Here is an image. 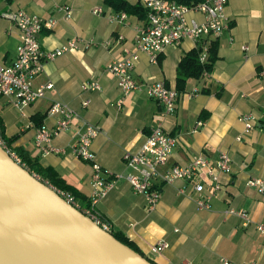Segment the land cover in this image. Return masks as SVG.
I'll return each instance as SVG.
<instances>
[{
  "label": "crops",
  "instance_id": "crops-1",
  "mask_svg": "<svg viewBox=\"0 0 264 264\" xmlns=\"http://www.w3.org/2000/svg\"><path fill=\"white\" fill-rule=\"evenodd\" d=\"M60 5L70 9V19L56 11ZM96 8L100 12L93 14ZM18 10L55 20L52 29L41 31L37 37L42 50L58 48L73 38L90 43V47L44 63L33 86L51 84L52 89L25 108L24 116L10 99L0 97L5 135H19L13 145L36 157L43 167L52 168L84 202L90 192L91 167L73 153L75 124L53 140L59 153L41 156L34 146L37 126L33 118L44 116L40 125L52 128L57 117L48 116L47 111L53 102L67 105L86 123L100 129L91 150L96 162L111 173L133 172L124 165L123 155L136 154L158 125L175 141L161 172L185 166L194 157H204L214 165L218 155L225 152L231 159V171L225 174L213 170L220 188L209 210H198L193 200L194 183H202L206 192L210 190L206 173L204 179L172 184L156 177L153 185L159 191V200L151 212L146 210L143 196L135 194L123 180L115 183L96 208L109 222L112 233L124 236L154 264H217L221 257L242 264L264 261V235L256 229L264 220V197L247 185L251 178L264 177V0H228L224 14L230 21L229 30L205 39L206 59L210 43H217L213 70L186 81L172 114H164L163 106L148 98L144 88L123 97L106 66L134 54L132 76L137 83L143 87L163 81L175 89L176 68L182 56L195 47L193 42L167 47L156 64H151L136 48L138 29L145 21L135 15L114 21L110 17L118 13L103 0H0V64L4 66L14 61L19 40L14 23L3 14ZM192 17L202 19L200 15ZM244 46L247 50H242ZM87 81L97 82L100 90L83 92L80 85ZM194 89L197 92L190 94ZM120 99L122 104L117 106ZM84 100H89L86 108L81 106ZM246 113L255 117L249 131L238 120ZM10 117L19 123L16 130L9 129ZM199 121L203 126L194 130ZM229 209L246 214L247 221L225 215ZM160 240L166 241L168 248L160 254L152 253L151 245Z\"/></svg>",
  "mask_w": 264,
  "mask_h": 264
},
{
  "label": "built area",
  "instance_id": "built-area-1",
  "mask_svg": "<svg viewBox=\"0 0 264 264\" xmlns=\"http://www.w3.org/2000/svg\"><path fill=\"white\" fill-rule=\"evenodd\" d=\"M227 2L228 0H204L195 5L186 6L169 0H139V3L147 11V17L145 23L138 29L137 51L144 53L151 64H156L158 55L163 53L167 47L178 48L184 41H191L195 45L202 44L199 61L204 63L207 55L205 39L207 41L208 37H219L230 28V21L224 14ZM56 9V11L63 13L65 19L71 18L70 9L67 6L60 5ZM91 12L97 14L100 12V8L93 9ZM192 15H200L201 21L193 18ZM3 17L14 23L19 43L12 64L8 66L0 64V97L10 99L12 106L24 116L25 108L42 99L46 91L52 89L51 84L33 86L34 79L43 71L44 63L67 52L89 48L90 43L73 38L58 48L44 51L37 37L41 31L50 30L54 27V19L44 20L23 10L5 13ZM126 17L125 13H118L110 18L122 22ZM242 50H247V47H242ZM135 58L134 54H127L122 59L113 60L106 66V71L115 77L121 95L125 97L134 90L144 88L148 98L158 101L163 106L164 114L174 113L179 94L163 81L152 82L143 87L137 83L132 76ZM206 75V72L203 73V76ZM80 88L87 93L100 90L99 84L95 81L84 82ZM196 92L197 90L194 89L190 94ZM116 104L121 106L122 99ZM88 105L89 100H84L81 103L82 108H86ZM47 115L56 116L57 119L52 128H47L44 125L36 127L34 146L41 156L59 153L61 150L53 145V140L75 124L77 139L73 153L77 159L90 164L91 167L90 192L87 204L82 205L71 193L57 189L42 181L38 175L29 172L21 163V159L4 142L1 135L0 147L16 164L28 171L35 179L48 185L66 203L106 232H111V226L96 206L119 180L125 181L135 194L143 196L146 210L151 212L159 200V191L153 185V180L156 177H159L166 184H172L176 181L191 182L196 178L204 179V173H206L207 179L211 180L210 190L206 192L202 183H194L195 197L193 200L198 210H209L211 200L217 196L220 188L213 170L217 169L225 174H229L231 171L229 155L221 152L214 165L204 157H194L185 166L176 165L161 172L160 168L168 162L175 141L158 125L151 130L136 154L126 153L123 155L124 165L133 172L111 173L104 170L96 162L95 155L91 150L92 141L100 132L97 126L86 123L77 112L60 102H53L47 111ZM238 120L244 125L246 131L254 127L255 117L250 113L241 115ZM202 126L203 122L199 121L194 130ZM29 127L30 125L27 126V128ZM247 185L264 197V177L251 178L247 181ZM224 214L238 216L245 221L248 219L246 214L236 212L233 209L226 210ZM256 229L259 234L264 235V220L257 224ZM167 248L168 243L160 240L151 245L150 251L154 254H160ZM217 264L242 263H233L227 258L221 257ZM243 264H264V261Z\"/></svg>",
  "mask_w": 264,
  "mask_h": 264
},
{
  "label": "water",
  "instance_id": "water-1",
  "mask_svg": "<svg viewBox=\"0 0 264 264\" xmlns=\"http://www.w3.org/2000/svg\"><path fill=\"white\" fill-rule=\"evenodd\" d=\"M0 264H152L0 147Z\"/></svg>",
  "mask_w": 264,
  "mask_h": 264
},
{
  "label": "trees",
  "instance_id": "trees-1",
  "mask_svg": "<svg viewBox=\"0 0 264 264\" xmlns=\"http://www.w3.org/2000/svg\"><path fill=\"white\" fill-rule=\"evenodd\" d=\"M175 1L179 4L186 6L195 5L204 0H169ZM103 3L109 6L117 13H125L126 15H135L141 20H146L147 11L143 6L137 2L135 4L129 3L127 0H103ZM202 44H197L189 52L185 53L178 66L176 68V86L175 90L178 94H181L185 90L186 81L188 79H198L203 73H211L214 64L218 58L217 55V43L213 41L209 45L208 57L204 63H200L199 55L201 52ZM44 116H36L33 118L35 126H40L41 121ZM0 135L4 142L12 149V151L21 159V163L24 167L31 173L38 175L42 181L47 182L53 187L60 189L62 191H67L71 193L76 200H78L82 205L87 204L75 190H73L65 181L58 176V174L50 167H43L36 157H31L26 151L21 147H15L13 144L18 140L19 135H13L7 137L5 135V128L2 119L0 118ZM113 237L129 247L134 252L140 254L138 250L133 246V244L128 241L124 236L110 232ZM141 255V254H140ZM142 256V255H141ZM148 260V259H147ZM150 261V260H148ZM150 263L154 264L152 261Z\"/></svg>",
  "mask_w": 264,
  "mask_h": 264
},
{
  "label": "rangeland",
  "instance_id": "rangeland-1",
  "mask_svg": "<svg viewBox=\"0 0 264 264\" xmlns=\"http://www.w3.org/2000/svg\"><path fill=\"white\" fill-rule=\"evenodd\" d=\"M10 118H11V117H10ZM17 124H19L18 121H17ZM17 124H16V122H14V121L12 120V118H11V123L9 124V129H10V130H16ZM44 182H45V181H44Z\"/></svg>",
  "mask_w": 264,
  "mask_h": 264
}]
</instances>
